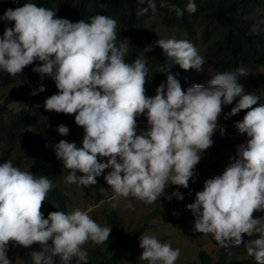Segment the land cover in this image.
<instances>
[{
  "label": "clouds",
  "instance_id": "clouds-1",
  "mask_svg": "<svg viewBox=\"0 0 264 264\" xmlns=\"http://www.w3.org/2000/svg\"><path fill=\"white\" fill-rule=\"evenodd\" d=\"M145 2L147 7L138 9L137 15L149 9L155 14L154 0H139ZM172 10L183 15L175 5ZM186 10L193 14L198 10L194 0ZM0 19L14 22V28L0 37V70L14 78L42 62L33 71L41 79L51 77L59 90L46 99L45 109L75 115V123L84 129L82 147L66 140L55 145L58 160L70 173L65 182L95 185L96 178L112 168L105 180L114 200L131 196L152 204L165 196L169 185L187 189L203 152L214 143L222 106L239 98L229 116L247 110L235 127L249 139L238 146L237 158L224 173L208 179L187 208L195 216L196 232L211 234L226 250L244 244L256 264H264V217L254 218L255 212H264V103L238 83L239 77L248 75L245 68L217 73L207 87L192 85L186 92L168 70L166 92L162 83L156 95L148 97L146 59L141 55L132 63L125 61L129 44L126 39L117 44L115 19L96 15L90 22L73 23L31 2L9 8ZM260 30L259 25L252 28L254 33ZM157 44L185 71H201L205 65L187 40L160 39ZM43 91L41 86L39 92ZM144 115L149 130L138 135L137 118ZM57 131L69 134L65 125ZM53 186L49 178L22 171L11 160L0 164V264H12L7 255L10 245L29 249L37 243L43 251L31 252L34 264H55V257L63 264L74 257L87 264L84 246L109 240L112 228L101 227L86 211H56L45 219L41 209ZM172 196L184 198L178 191ZM245 235L259 238L245 242ZM140 247L141 260L149 264H175L181 255L178 248L147 234L140 237Z\"/></svg>",
  "mask_w": 264,
  "mask_h": 264
},
{
  "label": "trees",
  "instance_id": "trees-1",
  "mask_svg": "<svg viewBox=\"0 0 264 264\" xmlns=\"http://www.w3.org/2000/svg\"><path fill=\"white\" fill-rule=\"evenodd\" d=\"M35 3L38 7L52 9L57 13L58 18L68 19L76 23L80 20L90 22V18L96 15H104L111 17L117 21V44L123 40H127L129 44L128 52L125 57L127 63H132L141 55L148 54L147 62L149 63L150 76L146 78V95L154 97L157 88L163 83L165 92L167 90V72L174 75L180 82L182 90L192 85H200L201 76L196 69L183 70L179 65H175L174 61L169 59L163 49L157 44L162 39L158 36L154 26H147L144 21L152 16V11L140 16L137 10L147 7V3L140 4L139 0H0V15L9 9L22 7L25 3ZM157 5V15L163 17L162 20L168 27L176 26L177 28L187 31L200 29L205 36H216L212 44L207 48L205 60L212 63V67L216 74L225 71H236L238 68H245L248 71L247 76L239 77L238 83L243 85L248 93L261 95L260 88H264V81L260 78L258 69L264 67V20L261 16L251 18L256 9L264 6V0H194L198 10L193 14L186 10L189 0H154ZM163 5V6H162ZM175 5L183 11V15L178 16L172 10ZM259 25L260 31L254 33L252 28ZM14 28V22H9L8 28ZM6 29L2 28L0 23V37H3ZM210 36V37H211ZM146 47L153 50L145 52ZM163 68L164 71H159ZM29 66L23 73L16 77H11L8 73L0 70L1 82H12L17 86V91L11 92L3 98L0 104V115L6 113V107L14 102H23L25 98L31 96V88L29 86ZM260 81V87L257 82ZM41 112V111H40ZM40 112L35 107L27 105V109L22 108L17 113H9L7 129L1 128L0 139L8 146L0 159L5 163L12 161L13 166L20 168V158L11 159L9 157L10 150H21L16 142L15 132H21L25 129L31 120L37 118ZM71 115L61 113L57 116L50 128L43 122L37 126L36 137L30 140L23 138L26 143L25 154L31 160L33 167L32 173L37 177H47L53 183V188L47 196V204L56 203L58 209L66 214V196L61 193L60 187L55 185L60 183L62 177H66L69 170L63 167V162L58 160L55 151V145L61 138L54 139L51 144V136L55 134L58 126L69 119ZM10 130H15L11 135ZM13 136V137H12ZM82 147V143L80 145ZM100 162H106V158H101ZM82 176L81 173H77ZM84 189L85 186L78 183L74 184ZM85 191V190H84ZM264 214V212H262ZM115 215L112 213L109 222L114 228H117ZM140 235V230L135 232V236ZM245 242L250 237L245 235ZM133 242L131 235L109 237L103 245H98L97 254L88 257L87 264H118L123 256L128 253L137 252L140 249V242L134 244V248L129 250L130 243ZM29 249L23 247H9L7 254H17L25 260V264H29L31 256L27 254ZM244 244L226 250L222 247L218 248L215 259L211 260L207 255L201 253L198 263L191 264H256L255 258H242L246 254ZM55 264H63L54 258ZM70 264H84L83 261Z\"/></svg>",
  "mask_w": 264,
  "mask_h": 264
},
{
  "label": "rangeland",
  "instance_id": "rangeland-1",
  "mask_svg": "<svg viewBox=\"0 0 264 264\" xmlns=\"http://www.w3.org/2000/svg\"><path fill=\"white\" fill-rule=\"evenodd\" d=\"M158 10V9H157ZM261 16L264 20V6L255 11L253 18ZM3 17V15H0ZM163 17L152 13V16L147 18L144 23L147 26H154L156 28L158 36L164 40L177 39V40H187L191 42L199 51V54L205 60V53L207 48L212 44V42L217 39L216 36L210 35L205 36L200 32V29H194L187 31L177 28L176 26L168 27L166 23L162 20ZM0 23L3 29L8 28L9 22L0 19ZM146 59L145 63L149 70V63L147 62L148 54H144ZM42 62L36 61L34 64L29 65V86L31 91H36L37 95H32L24 99L23 102H14L6 107V113L0 115V129L6 128L8 124L9 113H17L22 108L27 109V105L39 110L40 115L36 119L31 120L30 124L23 129L21 132L16 131V142L18 143L21 150H10L9 157L14 159L16 157L20 158V169L22 171L31 172L33 164L31 160L26 156V143H24L23 138L30 140L38 135L37 126L44 122L49 128L52 126L57 116H61L55 111H47L44 107L45 101L53 94H59V90L56 87L54 80L51 77L45 76L41 79L39 73L33 71L34 67H38ZM197 71V70H196ZM200 76V85L207 87L208 81L216 74L212 67V63L205 60V65L201 71H197ZM260 78L264 81V67L258 69ZM150 76V71H149ZM148 76V77H149ZM147 78V77H146ZM264 85V84H263ZM43 86L45 91L39 92V88ZM243 86V85H242ZM257 86L260 87V81L257 82ZM17 91V86L12 82H1L0 81V104L4 97L9 95L11 92ZM260 102L264 103V88H260ZM239 102V98L233 101L231 105L222 106V113L218 117V128L214 133L212 139L214 141L213 145L205 150L202 154L200 162L196 165L194 169V176L189 181V187L187 189L169 185L165 190V196L157 199L156 202L152 204H146L137 198L129 196L128 198L121 197L118 200H114V193L112 188L107 184L105 176H107L112 168L105 169V171L98 176L97 183L95 185H90L87 187H79L74 184H69L65 182V178L62 177L59 181L60 183H54L56 186L60 187L61 193L66 196V214L79 209L88 212L90 217L98 223L101 227L112 228L110 237L131 235L133 242L130 243V249H133L134 244L140 242V237L142 235L155 236L161 243H168L173 249L180 250V257L175 262V264H191L199 262V255L204 253L211 260L215 259L216 252L220 247L218 243L214 240L211 234L204 235L195 231V216L191 210L187 208V205L193 204L196 199V193L203 191L205 182L208 179L214 178L218 175H222L226 168L237 158V148L241 144H246L248 141L247 134L241 135L235 127L238 121H242L247 113V110H242L240 113L229 116L232 108ZM255 107V106H254ZM60 125H65L69 128V134L67 136H62L56 130L55 134L51 136V141L61 138L70 143H75L77 147H80L85 136L84 129L75 123V115H71L69 119L64 121ZM59 125V126H60ZM7 129V128H6ZM58 129V128H57ZM221 129L224 130V135H221ZM8 130V129H7ZM149 130V125L147 122V116H140L137 118V134L146 132ZM11 135L14 134L15 130H10ZM0 135L1 131H0ZM13 137V136H12ZM8 146L0 139V159ZM2 164V162H0ZM83 175V173H81ZM123 175V173L121 174ZM85 190V191H84ZM180 192L183 195V200L172 196L174 192ZM167 197H172L168 199ZM45 201L42 205L41 211L43 212L44 218L47 219L48 215L52 212H56L58 206L56 203L51 205H45ZM131 205V207H129ZM114 213L115 222L117 228L109 222V217ZM264 217L262 212H255L254 218ZM140 230V235H135V232ZM258 236H253L251 239H257ZM51 244V241L49 242ZM99 249L98 245L89 242L84 246V250L88 253V257L97 254ZM43 251L40 244L32 245L27 254L31 256V252ZM143 249L137 252L126 253L118 264H149L148 261H142ZM8 258L12 261V264H25V260L17 256V254H7ZM47 255V253H46ZM242 258H250L246 253L241 256ZM55 259L60 260L59 257ZM74 262H79L78 258L72 259ZM29 264H34L32 256L30 258Z\"/></svg>",
  "mask_w": 264,
  "mask_h": 264
}]
</instances>
